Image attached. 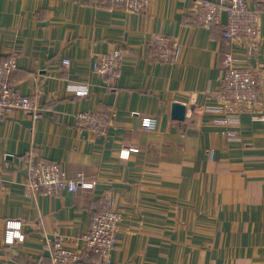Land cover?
<instances>
[{"label": "crops", "instance_id": "obj_1", "mask_svg": "<svg viewBox=\"0 0 264 264\" xmlns=\"http://www.w3.org/2000/svg\"><path fill=\"white\" fill-rule=\"evenodd\" d=\"M192 4L149 0L139 14L92 0H0V60L16 55L11 85L40 110L37 119L0 116V264H50L45 242L55 237L81 249L73 238L104 193L120 214L109 264H264V121L241 114L234 139L204 124L224 48L220 27L197 25ZM155 33L177 40L172 61L155 59L146 43ZM259 33L252 67L264 66V12ZM115 50L122 65L109 87L93 61ZM173 102L185 106L182 120L171 117ZM93 110L114 113L106 136L76 126L77 113ZM142 117H155L156 128L139 129ZM129 146L137 151L119 158ZM28 156L82 172L94 187L36 191ZM8 221L20 223L22 241L4 242ZM70 264L105 263L85 252Z\"/></svg>", "mask_w": 264, "mask_h": 264}, {"label": "built area", "instance_id": "obj_2", "mask_svg": "<svg viewBox=\"0 0 264 264\" xmlns=\"http://www.w3.org/2000/svg\"><path fill=\"white\" fill-rule=\"evenodd\" d=\"M149 0H92L95 7L112 9L121 7L126 11L142 14ZM254 4L253 8L248 3ZM264 12V0H193L191 14L197 25L212 29L220 27L221 41L224 48L221 60V76L218 86L206 92L213 97L212 104L202 107L204 124L224 128L222 134L228 139L236 138V131L231 129L241 114H248L253 120L264 121V66L252 67L250 61L255 57L261 37L260 19ZM225 20H222V15ZM158 62L168 63L176 56L179 44L174 37L160 33L152 34L146 40ZM235 49L238 53H235ZM16 55L0 60V116L17 110L31 114L33 119L40 116V110L34 100L21 94L11 85V76L16 69ZM63 65L69 59L61 60ZM122 65L120 50L98 55L93 61L94 72L107 86L113 87ZM85 94V90L78 91ZM114 113L110 111H82L75 115L79 129L94 136H106L112 124ZM155 117H142L141 130L151 131L156 128ZM130 151H137L129 146L120 150L119 158L126 159ZM27 172V184L34 190H43L49 194L59 191L75 192L77 189H92L94 182L82 172L69 176L57 163L45 161L39 157L28 156L24 162ZM3 167L0 165V190ZM98 210L91 215L86 232L73 238L81 243V249L64 246L60 237L46 240L45 248L49 253L50 264H70L83 253H93L109 264V256L117 241L119 210L113 196L102 194L98 201ZM20 223L8 221L5 224L4 242L12 244L22 241Z\"/></svg>", "mask_w": 264, "mask_h": 264}, {"label": "water", "instance_id": "obj_3", "mask_svg": "<svg viewBox=\"0 0 264 264\" xmlns=\"http://www.w3.org/2000/svg\"><path fill=\"white\" fill-rule=\"evenodd\" d=\"M185 106L178 102H173L171 104V117L173 119L182 120L185 115Z\"/></svg>", "mask_w": 264, "mask_h": 264}]
</instances>
